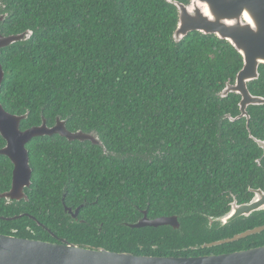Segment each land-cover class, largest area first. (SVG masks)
I'll return each mask as SVG.
<instances>
[{
    "label": "trees",
    "instance_id": "obj_1",
    "mask_svg": "<svg viewBox=\"0 0 264 264\" xmlns=\"http://www.w3.org/2000/svg\"><path fill=\"white\" fill-rule=\"evenodd\" d=\"M188 4L189 0H172ZM2 36L32 32L0 52V103L27 118L22 131L64 121L69 142L32 139L27 201L0 199V235L147 257L229 254L264 245V231L204 247L264 225V212L229 225L209 224L235 200L264 189V105L234 122L239 97L220 98L242 67L240 55L213 35L175 43L177 11L167 0H0ZM248 83L264 98V65ZM5 146L0 136V149ZM260 160L258 164L257 161ZM12 164L0 156V194ZM64 205L80 207L77 220ZM178 218L180 228L131 229Z\"/></svg>",
    "mask_w": 264,
    "mask_h": 264
},
{
    "label": "water",
    "instance_id": "obj_2",
    "mask_svg": "<svg viewBox=\"0 0 264 264\" xmlns=\"http://www.w3.org/2000/svg\"><path fill=\"white\" fill-rule=\"evenodd\" d=\"M177 11V25L173 33L175 43L182 41L189 33L198 32L213 35L226 41L241 57L242 67L235 76L234 84L227 83L220 92V98L235 93L240 97V115L230 121L247 118L246 108L250 105H264V99L253 97L248 91V83L258 79V68L264 65V0H189L188 4L167 0ZM4 20L0 16V23ZM32 32L18 35L2 36L0 34V52L10 45L28 39ZM4 80V71L0 63V91ZM27 118L12 115L5 111L0 103V136L5 146L0 149V156L6 157L12 164L10 190L0 194V199L9 202L27 201L25 190L30 188L32 169L26 145L37 137L58 135L69 142L89 141L98 145V140L80 131L69 132L65 122L56 120L52 127H47L42 118L41 124L22 131L20 123ZM264 148V142L255 141ZM254 197L249 204L237 206L235 201L227 214L218 219H209V224L217 221L221 226L242 217L250 216L264 210V192L253 191ZM65 195L62 196L64 205ZM80 207L73 210L64 205V213L77 220ZM13 218H0L13 221ZM131 229L170 227L179 230L180 224L176 216L148 219L146 212ZM264 231V226L246 231L231 239L206 244L210 248L230 242H236ZM0 264H264V246L238 251L229 254L205 255L198 257H147L128 253H114L104 249H92L85 245H75L60 240L57 243L20 239L13 236L0 235Z\"/></svg>",
    "mask_w": 264,
    "mask_h": 264
},
{
    "label": "flooded vegetation",
    "instance_id": "obj_3",
    "mask_svg": "<svg viewBox=\"0 0 264 264\" xmlns=\"http://www.w3.org/2000/svg\"><path fill=\"white\" fill-rule=\"evenodd\" d=\"M261 66V65H260ZM259 69V68H258ZM234 84V83H233ZM230 94H235V93H230ZM229 95V94H228ZM227 95V96H228ZM235 95H237V94H235ZM238 96V95H237ZM253 96V95H252ZM239 97V96H238ZM253 97H257V96H253ZM260 98H262V97H260ZM264 99V98H263ZM239 101H240V97H239ZM238 104H239V102H238ZM250 107H255V106H252V105H250V106H248L247 108H246V114H247V116H248V124H249V119H250V117H249V114H248V108H250ZM238 110H239V105H238ZM240 115V110H239V114L237 115V116H239ZM236 116V117H237ZM235 117V118H236ZM230 117H228V119H229ZM232 119V118H231ZM241 119H245V121H246V126H247V130L249 131V129H248V124H247V118L246 117H243V118H241ZM230 120V119H229ZM250 132V131H249ZM253 140L254 141H260V142H264V141H262V140H257L256 138H253ZM256 143V142H255ZM258 146V145H257ZM259 147V146H258ZM261 150H262V153H263V155L262 156H264V148H261V147H259ZM257 163L259 164L260 163V160H258L257 161ZM257 190H259V191H262V192H264V189H256V190H250V192L252 193V198L249 200V201H247V202H244V203H238L236 200H235V203H236V205L237 206H241V205H245V204H249L251 201H252V199H253V197H254V194H253V191H257ZM9 202V201H8ZM230 208H231V204H230ZM230 208H229V210H230ZM261 212H264V210H262V211H259V212H255V213H253V214H251L250 216H248V217H246V216H242V217H240V218H238V219H248V218H250V217H252L254 214H257V213H261ZM78 218V217H77ZM238 219H236V220H238ZM236 220H234V221H236ZM234 221H232V222H234ZM231 222V223H232ZM231 223H229V224H231ZM229 224H226V225H229ZM213 225H215V226H217V227H219L218 225H220L217 221H214V222H212V224L210 225L211 227L213 226ZM264 226V225H263ZM263 226H258V227H255V228H260V227H263ZM254 228V229H255ZM253 230V229H252ZM263 232V231H262ZM261 232V233H262ZM260 234V233H259ZM252 236V235H251ZM249 237V236H248ZM245 239V238H244ZM264 246V245H263ZM260 247H262V246H260ZM255 248H258V247H255ZM251 249H254V248H251Z\"/></svg>",
    "mask_w": 264,
    "mask_h": 264
}]
</instances>
